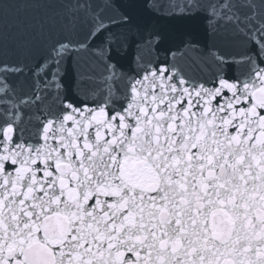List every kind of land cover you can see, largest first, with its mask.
Masks as SVG:
<instances>
[{"label": "snow or ice", "instance_id": "snow-or-ice-1", "mask_svg": "<svg viewBox=\"0 0 264 264\" xmlns=\"http://www.w3.org/2000/svg\"><path fill=\"white\" fill-rule=\"evenodd\" d=\"M9 7L0 264H264V0L169 2L205 35L161 62L149 33L134 76L119 0H50L24 41Z\"/></svg>", "mask_w": 264, "mask_h": 264}, {"label": "water", "instance_id": "water-1", "mask_svg": "<svg viewBox=\"0 0 264 264\" xmlns=\"http://www.w3.org/2000/svg\"><path fill=\"white\" fill-rule=\"evenodd\" d=\"M4 2L10 4L8 23L14 25L10 28L9 39L39 40L37 35L39 25L44 23L45 13L49 11L42 6L50 0H0V3ZM169 2L181 3L182 0H119L123 10L131 17L132 31L128 33L126 49L117 51L113 48L112 50L110 59L116 63L118 72L134 76L138 68L149 59L146 49L142 47L149 33H158L162 37L156 45V54L161 62L165 60L167 50H178L189 40L193 42L202 40L206 31L204 18L182 16L178 9L173 15L172 9L167 7ZM63 3L70 4L72 0H63ZM37 5L41 7H36ZM162 5L165 7H161ZM55 11L62 13L63 8L57 7ZM2 23L0 21V27ZM240 51L255 53L257 48L255 44H251L247 49L242 48ZM167 58L171 61V56ZM151 59L155 60L156 56H152ZM186 70L193 75L199 74V69L195 64Z\"/></svg>", "mask_w": 264, "mask_h": 264}]
</instances>
